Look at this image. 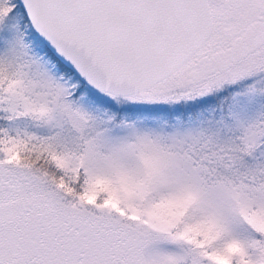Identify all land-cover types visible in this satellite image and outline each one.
I'll use <instances>...</instances> for the list:
<instances>
[{"label": "snow or ice", "instance_id": "snow-or-ice-1", "mask_svg": "<svg viewBox=\"0 0 264 264\" xmlns=\"http://www.w3.org/2000/svg\"><path fill=\"white\" fill-rule=\"evenodd\" d=\"M0 264H264V0H0Z\"/></svg>", "mask_w": 264, "mask_h": 264}]
</instances>
